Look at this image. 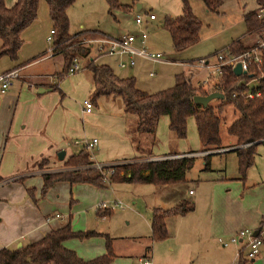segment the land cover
Wrapping results in <instances>:
<instances>
[{"label":"crops","instance_id":"obj_1","mask_svg":"<svg viewBox=\"0 0 264 264\" xmlns=\"http://www.w3.org/2000/svg\"><path fill=\"white\" fill-rule=\"evenodd\" d=\"M14 1L3 0V3L6 7H9ZM241 2L243 0L239 1L240 4ZM189 3L190 6L195 4L192 0ZM66 15L69 26L71 22L69 9H66ZM145 18L147 17H142V22H145ZM50 30L51 21L48 16L47 5L43 0H38L35 18L19 34L21 44L16 59L10 60L5 56L0 57V72L9 69H17L18 71V77L11 81L4 93L0 94V178L2 179L0 181V248H15L17 243H20L21 246L28 242L36 241L49 230L65 223H68L71 229L75 231L88 230L83 227L81 228V226L77 228L73 217L69 214L65 217L55 212L51 214L49 210L47 211L49 205H41L43 201L39 202L32 193V190L28 191L32 189L31 187L40 190L42 174L67 169L62 166L63 161L70 154L79 151L77 149L73 150L71 147L77 145L82 147L80 143L68 142L70 137L95 136L97 151L93 155V158L98 161L102 159L101 153L104 149H107V153H111L115 149L116 153L121 150L130 153L128 157H119V161H123L124 163L138 156L128 134V129L131 127L134 117L123 113L119 97V101L115 100L114 102L115 111L110 114V117L106 118L107 123L109 121L114 122V135H107L103 131H98L99 129L94 131L92 125H95L98 121L97 118H99L102 110L101 106L99 108L96 107L95 100H89L92 104L90 112L83 111L81 102L79 103V101L87 97L92 89L90 74L85 69L88 56H79L77 58L79 60L78 63L82 64L83 62L81 69L83 71L81 74L72 75L74 72L71 73L70 86L62 81V76L66 75V73H60L63 64L60 55H58L61 60L60 69L58 68L59 64H53L55 68L54 72L44 71L45 66L50 65L52 62L51 60H58L55 57L57 54L48 53L50 46L46 37ZM80 31L99 32L78 23V30L72 34ZM138 32L134 34L136 37L138 36ZM250 37V33L248 34L244 30V33L240 34L236 39L243 46H246L251 40ZM135 43L138 46L140 45L138 41H135ZM92 51L93 49L90 48L89 57L93 58L95 63L96 58L98 59L99 56L105 55H95ZM109 57L112 58L106 59V63L112 62L116 67H118L117 63L119 61L123 59L126 61V57L123 55H112ZM110 63L107 64L109 65ZM133 66L134 64L118 68L124 71V73L132 75L135 71ZM182 71L180 73H183L194 87H199L200 90H203L200 83L206 73L205 68L188 65ZM250 81L254 85V80ZM214 89L213 87L212 91ZM204 92L207 93L206 91ZM75 93L78 94V98H71ZM112 97L117 96H100L97 98L99 100L98 104L102 105L107 100H113ZM100 100H103L102 103ZM157 122H159V125L158 127L156 126L155 133L165 132V124L167 125L168 122L167 117L161 116ZM229 138L226 142L227 144L222 145L220 137L221 150H223L220 153L232 151L236 147L234 146V139L232 137ZM168 150V153H171L170 146ZM60 151H63L61 160L57 158V154ZM202 152L205 151H184L177 152L175 155H168V153L151 155L148 160L162 159L167 156L179 157L185 156V154L194 156ZM41 160L43 161L42 165L39 163ZM88 160L95 162L89 153ZM103 162L100 164L108 165V163H111V161L106 162V160ZM58 164L60 165L56 166ZM41 166L45 168L43 169ZM33 180H36L35 185H32ZM112 182L114 181L107 178V181L100 188L110 185ZM224 182L210 185L204 181L201 182L203 184L200 188L184 189L186 192H184L183 198H177V200H173L174 202L169 205L173 207L180 202L192 204L191 211L182 215H170L164 219L165 238L162 240L171 242L175 248L176 255L183 260L186 259L178 263L198 264V260L200 259H197L194 263V260L190 256H197L200 251H207L208 247L218 246L223 251L228 246L229 249H225L226 251L224 250L225 252L223 253L220 252L225 257L221 258L218 256L215 261H220L219 264H235L238 257L237 253L240 252L241 246L244 243L243 240L245 239L242 238L241 241L231 244L226 240L236 231L248 229L252 232L257 231L256 236L262 242L259 246L258 254L253 259L246 260V264H264V175L250 184L245 182L241 186L235 184L233 186L235 191L233 192H230V188L226 189V191L223 189L226 185ZM58 183L53 182L45 193L54 190ZM67 184L71 186L78 183ZM85 184L92 186L88 183ZM164 185L173 186L175 183ZM197 191L198 195H196ZM44 194L40 192L41 196ZM181 199L185 200L180 201ZM153 209L161 208H152L151 212ZM108 211V209H101L99 212L108 213ZM96 216L104 217V214L99 216L96 211ZM148 229L149 234L146 240L144 238L145 241L139 247L137 261L141 259L148 260L151 255V246L156 242H151L149 239V220ZM224 242L230 245H221ZM240 242L243 243L241 244ZM110 244L113 245L112 243ZM63 246L75 252L78 257L84 260L99 256L105 251L102 237L68 239L63 242ZM196 250L199 252H195ZM170 253H172V247ZM130 256V254H114V258L110 264H128L127 258Z\"/></svg>","mask_w":264,"mask_h":264},{"label":"trees","instance_id":"obj_2","mask_svg":"<svg viewBox=\"0 0 264 264\" xmlns=\"http://www.w3.org/2000/svg\"><path fill=\"white\" fill-rule=\"evenodd\" d=\"M38 0H15L6 7L0 0V57L5 56L15 60L21 39L20 32L25 29L36 16ZM48 9L51 21V54L60 55L63 61L61 72L66 73L73 59L88 56L85 69L91 77V94L88 98L92 101L100 96H117L121 100L122 111L134 117L128 129L129 139L138 156L131 161L112 167L108 179L114 182L147 183L154 185L174 184L184 180L194 160V156L165 157L162 159L148 160L150 146L158 119L167 117V129L175 138L185 136L186 119L192 117L197 133L200 149L210 151L221 148L219 126L222 119L219 117L221 109L230 105L234 119L225 127L228 136L234 139L232 151L236 157L238 178L244 179L245 170L252 164L255 146L261 144L264 150V65L261 70L255 71L253 67L246 74L235 76L228 65L222 67L218 83L214 91L223 95L215 107L209 104L201 106L193 103L194 95H206L199 87H194L183 73L174 76L171 87L154 93H146L134 87L131 77L119 78L105 64H97L89 57L90 48L81 44V39L87 36L94 37L105 35L95 31H80L76 34L68 32V19L66 9L74 0H43ZM107 11L120 7L117 0H104ZM190 0H180L181 13L171 20H164L163 28L169 35L171 46L175 51H180L198 40L201 28L200 21L193 15ZM204 9L212 14L219 12L222 0H199ZM239 1V0H238ZM255 8L241 15L246 33H253L264 25V10L258 16V11L264 9V0H254ZM126 9L125 6L120 7ZM89 33V34H87ZM246 49L238 40L232 41L222 51L230 56L240 54ZM97 54V53H96ZM100 55V54H98ZM264 60V55H263ZM250 75V76H248ZM254 80L251 91L258 95L245 99L237 95L231 97L232 92H241V82ZM145 138L148 146L145 147ZM140 141L144 144L141 145ZM177 153H168L175 155ZM209 154L203 155V167L207 168ZM88 160L86 149L70 154L62 163L67 168L64 171L46 173L41 175L40 192L44 194L53 182L88 183L96 187L102 186L103 178L98 171L92 168ZM2 179L0 178V181ZM18 180V179H17ZM32 189H29L30 192ZM192 210V204L180 202L166 209H153L149 227V239L159 241L165 238L164 219L170 215H182ZM97 209V215L106 212ZM102 237L104 253L91 259H81L75 252L65 248L63 242L68 239H86ZM114 258L110 238L106 234L93 230L75 231L68 223L49 230L36 241L28 242L18 248H0V264H110ZM235 264H246V260L238 254Z\"/></svg>","mask_w":264,"mask_h":264},{"label":"rangeland","instance_id":"obj_3","mask_svg":"<svg viewBox=\"0 0 264 264\" xmlns=\"http://www.w3.org/2000/svg\"><path fill=\"white\" fill-rule=\"evenodd\" d=\"M192 1L195 4L190 6L191 11L201 23L198 40L179 52L172 48L169 35L163 28L162 23L165 19L171 20L174 16H178L181 13L180 0H117L120 7L125 6L126 9L119 7L111 10L110 14L106 13L108 11H106L107 6L104 0H74L67 8L69 9V17H71L68 32L70 34L76 32L78 30V23L87 26L89 29L98 30L112 38H117L124 34L134 35L138 31H142L145 34L144 46L146 51L158 53L160 55V61H149L134 56L132 60L135 71L132 75L130 73H124V71L116 67L112 62H107L110 63L109 66L106 63V59L112 57L101 55L98 59L96 58V63L107 65L111 70H114L113 74L119 78L131 77L136 89L146 93H154L171 87L174 83V76L183 72V68L187 67L189 63L192 64L189 65L192 67H198L197 61L199 59L213 63L216 54L222 52L232 41L237 40L236 38L240 34L244 33L245 28L242 19H240L241 15L255 8L254 0H243L241 4L239 3L240 0H237L238 2L236 0H222L219 12L212 14L205 11L203 4L199 0ZM148 14L153 15L155 19L149 21L145 18V22L135 27L133 23L135 16L146 17ZM250 36L251 40L249 43L246 42L247 44L252 42V34ZM49 46L51 47L50 44ZM134 47H138L135 42ZM92 52L97 55L94 50ZM55 57L58 60H51L52 62L50 65L45 66L44 71L54 72L53 70L55 68L53 64H59L58 68L60 69V57L58 55ZM82 67L83 62L82 64L77 63L76 70L72 75L81 74L83 71L81 70ZM72 75L68 73L63 75L62 81L69 85ZM208 75L206 71L200 83L203 87L202 89L207 92L206 94L213 89L211 85L213 78ZM251 82L249 83L250 86L253 85ZM90 94L91 91L88 95ZM88 95L83 100H90ZM71 98H78V94H73ZM112 98L113 100H107L102 105H99V100L95 99L96 107L99 108L101 106L102 110L99 118H97L98 121L95 125H92L94 131L99 129L98 131H103L107 135H114V122L109 121L107 123L106 119L116 109L115 100L119 101L118 97ZM82 101L80 99L79 103ZM100 101L102 103L103 100ZM217 104H219L217 99H211L209 102V105L214 107ZM219 117L222 119L219 126V136L221 137L222 145H224L230 139V136L225 132V127L235 117L232 107L230 105L224 106L221 109ZM158 125L159 122H157L156 126L158 127ZM185 128V136L183 138H175L168 131L167 125L165 124V132L155 133L153 136L150 155H163L168 153L169 146L170 152L175 153L198 151L200 149V143L192 117L187 118ZM91 136L82 138L70 137L68 142L73 143L90 139L96 140L95 136ZM144 141L145 144L142 141L140 143L147 147L148 138H145ZM96 145L92 149L86 150L95 162L104 163L103 161L106 160V162L111 161L113 165L116 163H118L116 165H120L123 162L119 161L120 156H130V153L123 150L116 153L115 149L111 153H107V149H104L101 153L102 159L98 161L93 158V155L97 151ZM71 148L73 150H80L83 147L77 145ZM220 151L223 150L220 148L195 154L191 168L184 174V180L175 183L173 186L112 182L103 188H96V186H90L85 183L68 186L65 182H59L54 190L47 191L43 196L40 195L39 189H34L33 187H31L32 193L39 202L43 201L41 205H49L47 211L49 210L51 214L55 212L64 217L69 214L73 217L77 228L81 226V228L83 227L106 234L110 238V243L113 244L111 245L113 254H130L131 256L127 258L128 264H141L142 259L137 261V254L141 243L146 240L149 234L148 220H150L152 208L160 207L161 210L171 208L172 206L169 205L174 202L173 200L183 198L184 192H186L184 189L200 188L203 184L201 182L204 181L210 185L225 181L224 183L226 185L223 189L226 191V189L230 188V192H233L235 191L233 188L235 184L239 186L244 182L250 184L264 175V150L261 144L255 146L253 162L245 170L244 179L242 180L238 178L234 152L224 151L220 153ZM205 153H209L205 158L207 160L206 169L203 167L204 157L201 155H206ZM39 163L42 165L43 161L41 160ZM41 168L44 169L45 167L41 166ZM95 170L98 171L97 168ZM105 171H108V168ZM102 178L103 184L107 181V172ZM35 183L36 180H33L32 185H35ZM196 195H198V191ZM182 200L185 199H181L180 201ZM97 209H108L109 211L104 214V217H97ZM171 247L172 253H170ZM225 249H229V247L226 246ZM206 250L205 252L196 250L195 252H199V254L194 257L190 256L194 260V263L197 259H200L198 260V264H219L220 261H215L218 256L221 258L225 257L220 252L223 253L226 250L221 251L218 246L208 247ZM150 254L148 260L151 264H180L178 263L179 261L186 260L176 255L175 248L167 240L154 242L151 246Z\"/></svg>","mask_w":264,"mask_h":264},{"label":"built area","instance_id":"obj_4","mask_svg":"<svg viewBox=\"0 0 264 264\" xmlns=\"http://www.w3.org/2000/svg\"><path fill=\"white\" fill-rule=\"evenodd\" d=\"M263 9L258 11V16L261 15ZM148 20H153L154 16L151 14L146 15ZM135 25L139 26L142 22V16L136 15L134 18ZM52 30L49 31L46 40L49 44H51L50 35ZM252 34V42L247 44L246 49L238 55L230 56L226 53V51H222L215 55V61L213 63H208L204 59H199L197 64L199 67L205 68L210 76H212L213 80L211 81V85H216L218 83L219 77L221 75V69L224 65H228L232 68L235 64H239L240 70L244 71L246 74L248 69L253 67L255 71H260L263 63V55H264V25L255 30ZM135 40H138L139 46L134 47ZM145 34L142 31L138 32V36L132 34H124L120 35L117 38H112L108 35H99L94 37H85L81 39V44L83 46H87L94 50L97 54H105V55H117V56H125L126 61H119L117 63L118 67L123 68L125 66H132L134 56L140 57L149 61H160V55L158 53H151L146 51L145 48ZM52 48L50 47L48 53L51 54ZM78 60L75 58L72 60L71 65L68 67L66 74H71L76 70ZM189 65H192L189 63ZM208 75V76H209ZM18 77L17 69H9L3 72H0V94L4 93L12 80ZM203 82V81H202ZM250 81L241 82V87H244L241 92H232L231 97H235L240 95V97L245 99H250L258 95V92H252V86L249 85ZM82 109L84 112H90L92 110V104L89 100L84 99L81 102ZM75 144L80 143L82 147L86 150L92 149L95 144V139L84 140L80 142H74ZM185 156H191L189 154H185ZM122 162L121 164H123ZM118 164V163H116ZM113 163L108 165H102L100 163L92 162L91 167L97 168L98 172L104 176L107 172L109 175L112 172V167L115 166ZM110 165V166H109ZM109 166V167H108ZM108 168V171H105ZM190 193V191H189ZM243 239V242L240 249V254L245 260L253 259L259 250V246L261 245V239L258 236H253L252 231L248 229H240L236 231L228 240L229 243H237ZM227 242L221 243V245H226ZM239 253H237L238 255ZM142 264H150L149 260L142 259Z\"/></svg>","mask_w":264,"mask_h":264},{"label":"water","instance_id":"obj_5","mask_svg":"<svg viewBox=\"0 0 264 264\" xmlns=\"http://www.w3.org/2000/svg\"><path fill=\"white\" fill-rule=\"evenodd\" d=\"M137 7H138V5H137ZM263 65H264V60H263ZM231 70H232V72H233V74L235 76H239L241 74H245L244 71L240 70V66H239L238 63L235 64L231 68ZM248 76H250V75H248ZM222 98H223V95L220 92L212 91V92H210V93H208L206 95H194L192 97V101H193V103L199 104L201 106H205L211 99H222ZM62 157H63V151L58 152L57 158L59 160H61ZM256 234H257V231L252 232L253 236H255ZM18 247H20V243H17L16 246H15V248H18Z\"/></svg>","mask_w":264,"mask_h":264}]
</instances>
